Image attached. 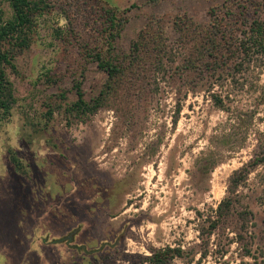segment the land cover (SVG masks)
<instances>
[{
	"label": "rangeland",
	"instance_id": "1",
	"mask_svg": "<svg viewBox=\"0 0 264 264\" xmlns=\"http://www.w3.org/2000/svg\"><path fill=\"white\" fill-rule=\"evenodd\" d=\"M34 1L0 119V264H153L167 247L181 254L163 264H264V50L248 39L264 0ZM76 82L101 99L87 119L67 109Z\"/></svg>",
	"mask_w": 264,
	"mask_h": 264
},
{
	"label": "trees",
	"instance_id": "2",
	"mask_svg": "<svg viewBox=\"0 0 264 264\" xmlns=\"http://www.w3.org/2000/svg\"><path fill=\"white\" fill-rule=\"evenodd\" d=\"M9 2V8L11 9L9 17L4 18V11L0 7V119L8 117L16 101L12 82L8 78L7 67L12 64L15 52L22 50L23 45H28L31 41L30 33L35 23L38 6H40L34 0H9ZM103 23L110 36L115 34L114 30L118 23L114 11L106 10ZM261 23L264 24L259 20L250 23L248 39L254 47L264 50V25H261ZM93 58L98 66L108 73L111 79L121 71L120 61L116 63L112 57L106 58L100 51L93 55ZM74 86L76 87L77 99L69 104L67 109L70 110V113L79 115L81 119H87L101 105V99L97 98L93 102L88 101L84 97L81 83L76 82ZM240 172L241 170L235 172V174ZM247 174L248 170L246 169L245 173L238 175V177L231 176V179L234 180L236 185L241 180L246 179ZM229 205L228 200H223L219 205V211L222 213V210H228ZM168 253H171L170 256L180 255L181 249L167 247L164 250H158L154 252L150 260L153 264H163L164 259L162 257H165Z\"/></svg>",
	"mask_w": 264,
	"mask_h": 264
}]
</instances>
